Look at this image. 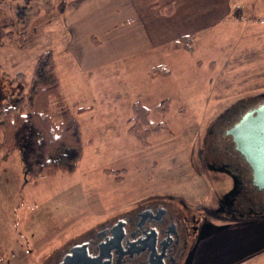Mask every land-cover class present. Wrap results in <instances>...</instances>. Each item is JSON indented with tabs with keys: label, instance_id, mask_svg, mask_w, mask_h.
Here are the masks:
<instances>
[{
	"label": "rangeland",
	"instance_id": "obj_1",
	"mask_svg": "<svg viewBox=\"0 0 264 264\" xmlns=\"http://www.w3.org/2000/svg\"><path fill=\"white\" fill-rule=\"evenodd\" d=\"M81 1L97 13L84 17L78 32L85 38L87 32L95 34L102 42L100 59L109 63L96 68L92 80L77 70L73 74L67 65L73 56L58 51L67 43L61 4ZM130 1L0 0V106L13 103L27 89L37 59L50 50L62 73V95L51 98L54 118L60 119L61 107L72 108L76 102L94 107L76 115L84 156L74 174L24 184L23 150L9 153L0 147V264H56L101 218L153 197L184 198L193 211H208L207 218H242L218 211L219 200L235 184L218 167L238 175L224 149L228 132L237 116L264 99V0H246L239 12L249 20L244 31L219 37L213 57L220 58L221 74L211 84L183 83L177 77L150 80L147 71L161 52L148 49L147 37L127 33L128 18H140L137 24H142L144 6V0ZM141 31L139 26L137 34ZM196 42L206 58L208 45L197 34ZM91 55L82 48L84 65ZM167 98L171 109L163 117L155 108ZM136 101L151 110V121H165L171 130L152 135L149 147L127 132ZM105 169H125L124 179L117 181ZM247 196L241 212L252 206L264 215V191ZM246 214L244 218L256 216ZM205 231L200 230L202 235Z\"/></svg>",
	"mask_w": 264,
	"mask_h": 264
},
{
	"label": "crops",
	"instance_id": "obj_2",
	"mask_svg": "<svg viewBox=\"0 0 264 264\" xmlns=\"http://www.w3.org/2000/svg\"><path fill=\"white\" fill-rule=\"evenodd\" d=\"M245 1L144 0L141 17L142 24H137L140 18L133 16L128 18L127 33L131 37L137 38L140 36L141 40L147 37L148 39L146 40L149 42L148 49H155L156 52H161L160 55L155 57V61L151 63L150 68L163 65L169 68L171 72L166 77L151 79L149 70L147 72L150 80L177 77L183 83L199 81L204 84H211L213 77L221 74L219 72L221 70L219 65L220 58L213 57V54L217 53L214 50L216 49L214 46L217 44L219 37L235 35L238 29L239 32L240 30L244 31L243 27L247 26L249 20L239 12L243 8ZM255 1L258 2L259 0ZM130 2L132 4L133 0ZM170 3L173 5V11L171 14H167L162 8ZM85 5V2L82 1L73 3L69 7L65 2L61 4L64 17L61 25L67 29V43L60 47L58 51H68L73 56L72 61H67L68 69L72 70L73 74L77 70V73L81 74L82 77H88L92 80L95 78V74L97 75L98 73L96 71L99 69L98 67L106 66L109 63L105 58L104 60L100 59L101 56L97 49L101 47L102 42L97 36L87 32L85 38L84 34L82 36L78 32V25L81 20L86 16L97 13L92 5ZM237 9L239 11L236 13L235 10ZM104 23L107 25L106 21ZM139 26L142 31L137 34ZM233 29L234 33L232 32ZM191 33H196L198 41L204 39L208 45L209 50L206 58L201 56L200 53L202 51L199 48L193 52L164 50L174 40ZM78 36L83 39H78ZM146 40L144 41L145 44ZM84 47L92 53L90 64L88 65H84L81 61L82 48ZM56 66L60 82L62 83V73L59 70L57 61ZM79 107L88 109L79 113L77 112ZM72 108H74L75 116L77 114H89L92 110L94 111L93 105L85 106L80 105L78 102L74 103ZM182 200L189 205L184 198ZM259 214L254 217H242L240 219L219 217L216 220L215 217L207 218L201 226L202 230L207 229V231L203 235L202 232L198 235L194 243V250L190 255L189 264H264V215L260 216ZM27 242L29 240H26L25 244ZM30 244L33 245V243ZM28 251L32 254L31 249Z\"/></svg>",
	"mask_w": 264,
	"mask_h": 264
},
{
	"label": "trees",
	"instance_id": "obj_3",
	"mask_svg": "<svg viewBox=\"0 0 264 264\" xmlns=\"http://www.w3.org/2000/svg\"><path fill=\"white\" fill-rule=\"evenodd\" d=\"M60 10H63L62 6ZM162 10L171 14L172 3L164 6ZM3 38L0 27V42ZM196 49V34L191 33L171 42L165 51L193 52ZM170 73L169 68L158 65L150 69L149 77H166ZM61 95L56 61L49 50L37 59L33 79L27 89L22 88L13 103L0 106V147L9 153L23 150L26 167L24 184L44 176L74 174L83 159V132L73 110L68 106L61 107L59 120L51 113V98H60ZM87 109L79 107L77 112ZM155 109L166 117L171 109V100H163ZM150 114L148 107L136 101L133 103V116L128 119V134L144 147L150 146L152 135L171 132L165 121H151ZM125 171L104 170L106 174L115 176L117 181L124 179Z\"/></svg>",
	"mask_w": 264,
	"mask_h": 264
},
{
	"label": "flooded vegetation",
	"instance_id": "obj_4",
	"mask_svg": "<svg viewBox=\"0 0 264 264\" xmlns=\"http://www.w3.org/2000/svg\"><path fill=\"white\" fill-rule=\"evenodd\" d=\"M263 105L264 99L249 105L231 127ZM229 135L224 149L230 164L239 173L235 175L225 166L218 167L235 179L232 189L219 200L218 211L242 217L248 215L246 213L257 215L252 206H248V212L240 210L247 193H259V190L252 183L251 168L238 151L234 136ZM207 212L193 211L183 200L174 197L147 199L132 209L115 211L110 217L101 218L56 264H61L75 247H80L75 264H189Z\"/></svg>",
	"mask_w": 264,
	"mask_h": 264
},
{
	"label": "water",
	"instance_id": "obj_5",
	"mask_svg": "<svg viewBox=\"0 0 264 264\" xmlns=\"http://www.w3.org/2000/svg\"><path fill=\"white\" fill-rule=\"evenodd\" d=\"M229 133L252 171V183L264 191V105L244 115ZM80 247L71 250L61 264H75Z\"/></svg>",
	"mask_w": 264,
	"mask_h": 264
}]
</instances>
